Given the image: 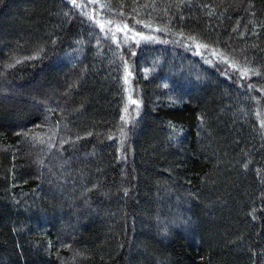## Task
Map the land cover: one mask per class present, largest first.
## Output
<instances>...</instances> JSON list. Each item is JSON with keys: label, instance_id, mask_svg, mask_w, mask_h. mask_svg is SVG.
I'll return each mask as SVG.
<instances>
[{"label": "trees", "instance_id": "16d2710c", "mask_svg": "<svg viewBox=\"0 0 264 264\" xmlns=\"http://www.w3.org/2000/svg\"><path fill=\"white\" fill-rule=\"evenodd\" d=\"M77 4L0 0V264H264V0Z\"/></svg>", "mask_w": 264, "mask_h": 264}, {"label": "snow or ice", "instance_id": "6c2138e0", "mask_svg": "<svg viewBox=\"0 0 264 264\" xmlns=\"http://www.w3.org/2000/svg\"><path fill=\"white\" fill-rule=\"evenodd\" d=\"M69 3H71L75 7H81V5L77 4V0H69ZM65 15H67V13H65ZM85 15H86V13H85ZM124 27L127 28V25H125ZM101 28H103V25H101ZM197 47H200V45H197ZM40 51H42V49ZM133 103H136V101H133ZM201 120H203V118H201ZM262 127H264V125H262ZM247 167H248V165L244 164V168L246 169ZM125 194H127V193L125 192Z\"/></svg>", "mask_w": 264, "mask_h": 264}, {"label": "rangeland", "instance_id": "374dc122", "mask_svg": "<svg viewBox=\"0 0 264 264\" xmlns=\"http://www.w3.org/2000/svg\"><path fill=\"white\" fill-rule=\"evenodd\" d=\"M113 36H116L117 33H113L112 34ZM118 35L121 36V33H118ZM126 93H127V96H126V99H127V103H130V96H131V92H130V87L128 84H126Z\"/></svg>", "mask_w": 264, "mask_h": 264}]
</instances>
